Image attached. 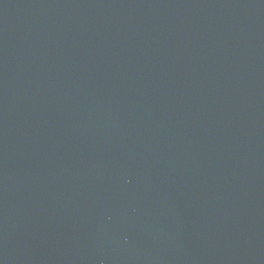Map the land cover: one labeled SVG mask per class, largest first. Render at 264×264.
<instances>
[{"label": "water", "instance_id": "95a60500", "mask_svg": "<svg viewBox=\"0 0 264 264\" xmlns=\"http://www.w3.org/2000/svg\"><path fill=\"white\" fill-rule=\"evenodd\" d=\"M0 264H264V0H0Z\"/></svg>", "mask_w": 264, "mask_h": 264}]
</instances>
